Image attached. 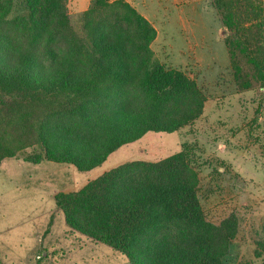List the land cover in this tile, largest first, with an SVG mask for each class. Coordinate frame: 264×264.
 I'll use <instances>...</instances> for the list:
<instances>
[{"label": "trees", "instance_id": "trees-1", "mask_svg": "<svg viewBox=\"0 0 264 264\" xmlns=\"http://www.w3.org/2000/svg\"><path fill=\"white\" fill-rule=\"evenodd\" d=\"M68 0H0V163L79 172L149 132L175 133L206 96L150 48L155 28L123 0H90L75 27ZM235 88H264L263 0H213ZM196 143L120 164L54 203L66 225L129 264H228L234 214L208 220L197 197ZM253 255L264 264V222Z\"/></svg>", "mask_w": 264, "mask_h": 264}, {"label": "rangeland", "instance_id": "rangeland-1", "mask_svg": "<svg viewBox=\"0 0 264 264\" xmlns=\"http://www.w3.org/2000/svg\"><path fill=\"white\" fill-rule=\"evenodd\" d=\"M89 1H67L75 27ZM123 1L156 29L150 46L155 59L181 70L205 94L202 113L190 127L170 134L149 132L121 146L86 172L66 163H30L24 156L31 149L3 159L0 264H129L108 246L70 230L54 196L75 192L125 162L157 161L193 142L199 148L197 197L208 220L237 217L228 264H261L253 252L264 222V88H235L217 36L213 0Z\"/></svg>", "mask_w": 264, "mask_h": 264}, {"label": "crops", "instance_id": "crops-1", "mask_svg": "<svg viewBox=\"0 0 264 264\" xmlns=\"http://www.w3.org/2000/svg\"><path fill=\"white\" fill-rule=\"evenodd\" d=\"M217 19H218V17H217ZM218 21H219V19H218ZM224 30V31H223ZM155 31H156V29H155ZM222 34H224L225 35V29L223 28V26L220 24V22H219V26H218V28H217V36H218V38H219V40L220 41H222L223 40V37H222ZM156 37H157V31H156ZM156 37H155V39H156ZM154 39V40H155ZM153 40V41H154ZM223 42V41H222ZM152 44V43H151ZM151 44H150V46H151ZM151 48V47H150ZM199 50V49H198ZM220 51H221V48L219 49ZM199 51H204V49L203 48H200V50ZM154 52V51H153ZM221 53H222V51H221ZM224 55V54H223ZM226 56V55H225ZM227 57V56H226Z\"/></svg>", "mask_w": 264, "mask_h": 264}]
</instances>
